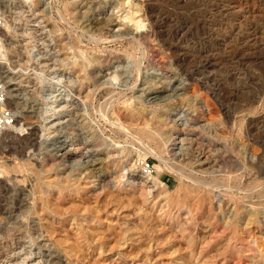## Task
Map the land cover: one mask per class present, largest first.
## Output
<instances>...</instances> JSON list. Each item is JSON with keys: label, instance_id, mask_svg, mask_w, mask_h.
Masks as SVG:
<instances>
[{"label": "rangeland", "instance_id": "374dc122", "mask_svg": "<svg viewBox=\"0 0 264 264\" xmlns=\"http://www.w3.org/2000/svg\"><path fill=\"white\" fill-rule=\"evenodd\" d=\"M0 68V264H264V0L0 1Z\"/></svg>", "mask_w": 264, "mask_h": 264}, {"label": "bare ground", "instance_id": "6f19581e", "mask_svg": "<svg viewBox=\"0 0 264 264\" xmlns=\"http://www.w3.org/2000/svg\"><path fill=\"white\" fill-rule=\"evenodd\" d=\"M8 1H11V0H8ZM6 2V1H5ZM9 6V5H8ZM49 8V7H48ZM45 9L46 8H44L43 9V11H45ZM153 9V8H152ZM48 10H46V12H47ZM129 15V14H128ZM127 16V15H126ZM125 17V16H124ZM123 17V18H124ZM156 17V16H155ZM127 18V17H126ZM150 18H152V16H150ZM120 20L119 21H116V22H114L112 19H108V21H106L105 23H103V24H96V23H94L93 25L96 27V26H103V25H111L110 24V22L112 23L113 22V24H112V27L114 28V27H116L117 29L115 30V31H113V34L114 35H124V36H128V35H130V34H132V35H134V31L135 30H137V29H139V28H143V19H138L137 21L135 20V18L132 16H130L129 18H127V20H129V21H131V22H133V27H134V29L133 28H131V27H129V25L127 26L126 24H127V22H126V24L124 23L123 24V21L121 20L122 18H119ZM126 19L124 20V21H127ZM153 22V21H152ZM123 26V27H122ZM155 27V26H154ZM97 28V27H96ZM99 28V27H98ZM135 33H138L139 34V36H142V34H145L144 32H137V31H135ZM7 104V103H6ZM2 108H3V105H0ZM7 107H8V105H6ZM14 122V121H13ZM155 144L157 145V147H161L160 146V141H156L155 142ZM172 145H175L174 143H173V141H172ZM179 150H181V149H179ZM178 150V151H179ZM180 152V151H179ZM178 153V152H177ZM75 153L74 152H72L71 150H64L63 151V153H61V155H59L58 157H60V158H63V157H69V156H73ZM87 154V153H86ZM76 155V154H75ZM87 160V159H86ZM90 162V161H89ZM92 162V161H91ZM89 164V163H88ZM143 174V173H142ZM133 177H137V179L138 180H140V183H142V185L143 186H145V187H147V188H149V192L151 191L150 189L152 188V187H155L157 184H156V180H158V179H155L153 182L151 181L152 179H145V178H147L148 176H146V177H141V176H139V175H136V176H134V175H132L131 176V178H133ZM159 185V184H158ZM161 185V184H160ZM123 245V244H122ZM17 247V246H16ZM12 249V248H11ZM9 254V253H8ZM29 255V254H28ZM6 256V255H5ZM22 259V258H21ZM1 260V259H0ZM25 259H23V261H21V263L23 264V263H25V261H24ZM152 260V259H151ZM1 261H3L4 262V260H1ZM8 262H9V260H7ZM176 263H178V264H184L185 263V261L183 260H180V261H177ZM8 264H11L10 262L8 263Z\"/></svg>", "mask_w": 264, "mask_h": 264}, {"label": "built area", "instance_id": "2783aa9c", "mask_svg": "<svg viewBox=\"0 0 264 264\" xmlns=\"http://www.w3.org/2000/svg\"><path fill=\"white\" fill-rule=\"evenodd\" d=\"M8 1V0H0ZM4 77H5V71L0 68V105H3V108L0 106V131L3 130L5 127L9 126L13 123V114L11 110H6L4 104L7 102V93L5 91L4 87ZM142 172L145 175H151L152 174V168L148 162L142 163Z\"/></svg>", "mask_w": 264, "mask_h": 264}]
</instances>
